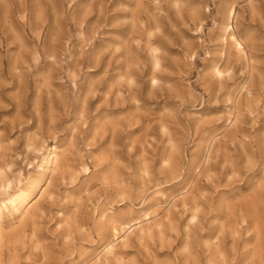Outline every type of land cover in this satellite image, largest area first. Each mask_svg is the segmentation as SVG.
Instances as JSON below:
<instances>
[{"label": "rangeland", "instance_id": "1", "mask_svg": "<svg viewBox=\"0 0 264 264\" xmlns=\"http://www.w3.org/2000/svg\"><path fill=\"white\" fill-rule=\"evenodd\" d=\"M0 171L1 264H264V0H0Z\"/></svg>", "mask_w": 264, "mask_h": 264}, {"label": "bare ground", "instance_id": "2", "mask_svg": "<svg viewBox=\"0 0 264 264\" xmlns=\"http://www.w3.org/2000/svg\"><path fill=\"white\" fill-rule=\"evenodd\" d=\"M236 15V10H235V8L234 7H230V9H228V18L230 19V18H233L234 16ZM231 20V19H230ZM229 26V25H228ZM227 28V27H226ZM232 27L230 26V29H231ZM230 34V41H232V44L234 45V47H235V49H236V51H238V52H240V53H245L244 52V47H243V42H242V39L241 38H237L236 36H235V34L234 33H229ZM219 71V70H218ZM220 72V71H219ZM57 153V152H56ZM207 156H209L208 154L206 155V157ZM53 157V164H54V166L52 167L53 168V171H55L56 169H58V168H60L61 166H60V164L62 163L61 162V160H60V158H59V156L57 155V154H54V156H52ZM208 158V157H207ZM206 158V159H207ZM50 163V162H49ZM49 168V167H48ZM11 179L4 173V172H2V171H0V185L4 188V189H6V188H8V187H10V184H11ZM43 190V189H42ZM43 192V191H42ZM40 194V193H39ZM183 195V194H182ZM38 197V196H37ZM35 198V199H31L30 201H28V202H26V205H25V209L23 210V212L21 213V216H19V217H21V219L23 220L25 217H26V215L30 212V210L33 208V206L37 203V201H38V199L39 198ZM15 201V200H14ZM25 201H27V200H25ZM23 203V202H22ZM15 210H17V208H15ZM19 213H20V211H19ZM156 213V212H155ZM157 213H158V211H157ZM156 213V214H157ZM152 214V213H151ZM150 212L147 210V211H145L144 212V218L145 219H149L150 218ZM194 217V216H193ZM196 217V216H195ZM195 219V218H194ZM19 220H20V218H19ZM25 220V219H24ZM139 223V229H140V231H143V228H144V226L141 224L142 222H141V220H139V219H133V220H131V221H129V222H126V223H120L119 225H117V226H114V224H113V226H114V228H113V230H114V234L112 233V235H113V238H111L110 239V241L109 242H107V244L105 245V247H104V249H103V251H104V254H105V256H102V254H100L101 256H99L97 259H99L100 261L102 260V258L101 257H107L108 255H112V254H114L115 252H114V248H115V243H116V241L120 238V240L119 241H121V242H125L126 240H128V235H129V233L130 232H132V233H134L133 232V230L134 229H131L132 228V226H134V225H136V224H138ZM1 225H0V241H1V238H2V235H1ZM122 231V235L120 234L119 235V233ZM142 233V232H141ZM125 244V243H124ZM103 254V255H104ZM115 255V254H114ZM107 259V258H106ZM109 260V259H108ZM106 263V262H105ZM0 264H1V261H0ZM98 264V263H97ZM107 264V263H106Z\"/></svg>", "mask_w": 264, "mask_h": 264}]
</instances>
